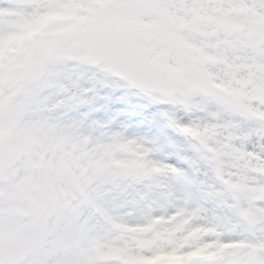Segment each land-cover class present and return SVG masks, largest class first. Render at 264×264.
<instances>
[{
	"label": "snow or ice",
	"instance_id": "1",
	"mask_svg": "<svg viewBox=\"0 0 264 264\" xmlns=\"http://www.w3.org/2000/svg\"><path fill=\"white\" fill-rule=\"evenodd\" d=\"M217 6L243 8L257 35L217 29L212 50L196 44L192 61L181 44L198 26L177 13ZM8 11L77 22L34 41L37 55L21 69L0 66V127H13L15 140L40 125L46 137L39 155L11 162L0 137V264H264V196L244 192L245 178L264 185V0H15ZM56 65L101 82L126 76L127 87L138 83L131 74L171 65L172 100L190 110L199 97L216 119L202 126L178 107L158 108L157 125L188 138L194 155L183 169L155 160L146 137L84 134L65 122L60 110L90 103L95 90L82 87L84 73L59 75ZM241 79L248 87L234 94ZM53 89L63 97L53 100ZM129 145L139 155L121 151ZM166 176L174 184L163 199L125 198L128 186ZM130 205L142 214L132 218Z\"/></svg>",
	"mask_w": 264,
	"mask_h": 264
},
{
	"label": "rangeland",
	"instance_id": "2",
	"mask_svg": "<svg viewBox=\"0 0 264 264\" xmlns=\"http://www.w3.org/2000/svg\"><path fill=\"white\" fill-rule=\"evenodd\" d=\"M86 86L82 85L85 88H94V96L89 97L90 103L78 104V108L75 112H71V120L67 123H75L80 132L84 134L92 133L95 136H100L103 132L107 137H110L113 133L122 132L126 136H141L146 137L148 141L151 140V133L154 131V116L155 111L149 105V102H154L158 97L153 96L149 102H144L139 93L136 96H131L130 100L136 103V108L131 109V107L125 106L126 99L123 98L122 105H118L120 100L116 99L115 103H109V97L115 98L121 97V93L118 91V86L114 83L108 81V85L95 84L92 86L90 83V77L86 81ZM112 93V94H111ZM178 107L180 110L177 112V115L182 117L184 120L193 119L197 121L200 125L204 126L215 120L216 117L212 115V109L204 107L203 103L192 104L191 109H186L184 104H179ZM141 114H144V118L141 119ZM61 115V114H60ZM61 118L66 119V116ZM66 122V121H65ZM102 124L103 127L100 128L97 125ZM126 127H132L130 131H127ZM168 134L172 139L178 144L179 148L188 153H194L192 148L191 141L176 132L174 129H168ZM150 143V147H152ZM121 151L126 153H135L139 155V146L129 145L127 148L121 149ZM154 151V150H153ZM242 164V162H241ZM207 167H202L203 174L207 172ZM236 171L235 168L232 169ZM168 177H164V179ZM162 182L159 181L155 185L149 188L151 182H143L133 184L128 186L125 191V198L131 200L136 193L143 192L147 194L149 199H163L168 192L170 191L169 185L173 184L172 182ZM259 185L251 183L247 178L244 181V192L248 195L253 193L259 194L260 190L258 189ZM264 186V185H262ZM247 187L254 188L252 190L246 189ZM253 191V192H252ZM122 202V201H121ZM126 211L131 214L132 218L139 217L143 209L139 205H130ZM139 243V241H137Z\"/></svg>",
	"mask_w": 264,
	"mask_h": 264
}]
</instances>
